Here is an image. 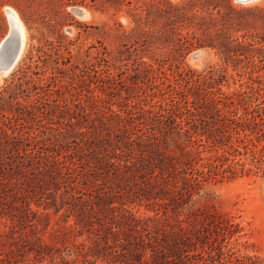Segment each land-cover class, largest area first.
Listing matches in <instances>:
<instances>
[{
    "label": "rangeland",
    "instance_id": "1",
    "mask_svg": "<svg viewBox=\"0 0 264 264\" xmlns=\"http://www.w3.org/2000/svg\"><path fill=\"white\" fill-rule=\"evenodd\" d=\"M8 8L27 39L15 69L0 79V111L20 110L26 120L7 122L9 137L0 143V264H109L105 255L113 254L110 264L130 262L135 233L124 216H154L153 204L137 172L110 161L133 158L131 150L114 151L103 138L151 125L143 109L177 99L180 72H212L207 80L222 81L229 94H264V0H0V45ZM17 74L20 86L5 90ZM207 123L201 127L211 133ZM227 125L224 135L251 133ZM240 150L245 172L207 182L192 197L191 210L210 223L153 234L145 251L151 264H264V165L259 153ZM182 211L172 222L186 219ZM90 246L101 258L85 254Z\"/></svg>",
    "mask_w": 264,
    "mask_h": 264
},
{
    "label": "trees",
    "instance_id": "2",
    "mask_svg": "<svg viewBox=\"0 0 264 264\" xmlns=\"http://www.w3.org/2000/svg\"><path fill=\"white\" fill-rule=\"evenodd\" d=\"M21 73L26 71L21 70ZM211 73L198 74L191 70L180 72L178 74L180 78L176 79L173 87L177 99L173 98L167 105H160L158 110L143 109L145 113H152L151 125L142 122L141 126L136 127L138 128L136 132H130L125 127L113 134L109 133L107 138L101 140L105 147L110 146L114 151L131 150L133 158L124 159L116 155L110 157V161L115 159L117 161L113 163L123 165L129 171L135 170L138 179L144 184L143 195L153 204L154 216L136 218L133 215L132 218L128 217L131 221L125 217L128 215L124 216L122 225H127L136 236L132 237V243H129L128 238L123 239L127 240L130 245L128 248L133 249L134 255L132 261L120 264L153 263L154 260L145 257V251L151 248L153 234L159 230L161 232L178 229L180 232H186L190 227L196 229L198 223L208 225L207 223H210L208 215L191 210L192 197L198 195L207 182L231 179L239 172H245V164L239 163L240 161L236 159L241 155L240 147L250 151L254 158L259 153L258 158L264 165V145L258 149L259 146L254 142L264 141V105L261 106L259 103L262 98L264 104V94L259 91L258 96L253 97L242 90L232 94L226 93L220 87L222 81H216L214 85L207 80ZM21 79L18 74L14 75L5 90L20 86ZM175 85L178 88H175ZM194 88L197 92L192 91ZM189 96L194 100L191 101ZM11 97L13 100L18 99L16 94ZM18 105L23 104L18 101ZM31 106L34 109L35 106ZM242 110L244 116L241 115ZM33 115V111L27 112L29 119H34ZM17 118L26 120L20 110L9 115L0 111V143L9 137L7 122ZM209 119H212L213 126H210L211 133H206L201 124L204 121L208 124ZM229 123L243 127V130H249L251 133H245L244 136H241V133L224 135L221 130ZM253 124L254 127H251ZM105 141L110 145L104 143ZM13 147L14 155H21L20 144L14 142ZM23 150L26 153L27 149ZM236 165L241 167L238 168ZM178 200H181V203ZM179 209L188 212L186 219L172 222ZM217 228L226 231L224 227L217 225ZM0 238L3 239L4 234H1ZM40 240L39 237L38 241ZM134 241L135 244L143 246V251L135 249ZM38 252L44 254L42 251ZM88 252L90 256L101 258L100 252L95 253L92 246L88 247L85 254ZM113 256L115 260L107 255L105 260L109 264L116 262V254ZM61 262L65 263L63 259ZM72 263L78 264V259ZM92 264H95V261Z\"/></svg>",
    "mask_w": 264,
    "mask_h": 264
},
{
    "label": "water",
    "instance_id": "3",
    "mask_svg": "<svg viewBox=\"0 0 264 264\" xmlns=\"http://www.w3.org/2000/svg\"><path fill=\"white\" fill-rule=\"evenodd\" d=\"M238 2L245 3L249 0H237ZM77 15L84 16L85 12L81 9L73 10ZM10 23V30L8 36L0 45V75H6L11 73L19 61L21 60L26 41L21 31L11 22L9 15L12 12V8L6 10ZM201 53L195 55V58H199Z\"/></svg>",
    "mask_w": 264,
    "mask_h": 264
},
{
    "label": "bare ground",
    "instance_id": "4",
    "mask_svg": "<svg viewBox=\"0 0 264 264\" xmlns=\"http://www.w3.org/2000/svg\"><path fill=\"white\" fill-rule=\"evenodd\" d=\"M253 1H256V0H249V1H246L245 3H250V2H253ZM86 16V15H85ZM10 19H11V22L21 31L22 35L24 36L25 38V41L27 39V33H26V29H25V26L24 24L22 23V21L20 20V17L18 15V13L12 9V12L11 14L9 15ZM84 17V16H83ZM3 77V75H0V79Z\"/></svg>",
    "mask_w": 264,
    "mask_h": 264
}]
</instances>
